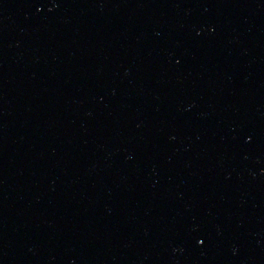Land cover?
Listing matches in <instances>:
<instances>
[{
	"label": "water",
	"instance_id": "1",
	"mask_svg": "<svg viewBox=\"0 0 264 264\" xmlns=\"http://www.w3.org/2000/svg\"><path fill=\"white\" fill-rule=\"evenodd\" d=\"M189 0H0V264H141Z\"/></svg>",
	"mask_w": 264,
	"mask_h": 264
}]
</instances>
